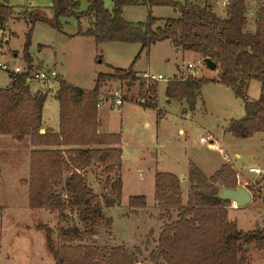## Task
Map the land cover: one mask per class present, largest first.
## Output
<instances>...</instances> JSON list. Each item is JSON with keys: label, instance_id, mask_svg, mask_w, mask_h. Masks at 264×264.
<instances>
[{"label": "trees", "instance_id": "trees-1", "mask_svg": "<svg viewBox=\"0 0 264 264\" xmlns=\"http://www.w3.org/2000/svg\"><path fill=\"white\" fill-rule=\"evenodd\" d=\"M80 1L51 0L54 16L48 22L60 28V16H74L79 22L88 21L87 28H79L77 34L91 36L96 43L139 42L141 51L156 41L168 39L182 50L193 51L202 59L209 58L216 64L215 77L173 76L166 83V97L184 100L193 110L204 82L223 84L243 100L245 111L241 118L229 121L227 130L241 138L264 132V0H257L253 30L246 28L247 0H229L225 16L217 15L208 0L203 4L189 0L183 3L178 0H114L112 10L106 9L102 0H85L86 8L79 10ZM141 3L169 4L179 14L162 18V25H156L160 18L152 16L145 22L123 18L125 5ZM23 12H16L8 0H0V29L10 19L24 17ZM28 20L31 26L37 20L46 21L32 12ZM30 30L23 49L27 62L24 71L9 74V85L0 87V135H9L17 141L27 138L33 147L26 182L28 205L32 209L58 213L56 241L52 229L41 226L46 248L54 264H146L138 259L140 249L137 247L83 243L84 236H94L95 227L104 220L102 201L91 189L86 172L93 165L102 167L106 183L103 203L107 207L120 204V135L98 131L99 88L107 80H125L128 86L138 82L141 99L146 102L142 105L155 107L157 84L145 87V78L132 64L128 68L117 67L113 72L97 73L91 89L59 80L55 94L59 105L58 131L45 128L41 132L47 95L30 90L31 59L27 49ZM253 79L260 82V92L257 99L250 100L247 89ZM187 177L189 189L187 200L183 202L179 177L165 171L154 173V199L162 224L156 245L148 254L150 264H250L249 247L264 251V227L243 231L235 221L228 219V200L216 198V202L209 203L204 197L214 184L226 188L238 186L233 168L224 163L206 176L189 162ZM128 206L145 208V196H130ZM66 212L76 214L82 227L64 226Z\"/></svg>", "mask_w": 264, "mask_h": 264}, {"label": "rangeland", "instance_id": "rangeland-1", "mask_svg": "<svg viewBox=\"0 0 264 264\" xmlns=\"http://www.w3.org/2000/svg\"><path fill=\"white\" fill-rule=\"evenodd\" d=\"M8 1L16 10H23L26 18L10 19L5 30L0 29V63L8 66V70L0 68V87L9 83L11 69L26 67L23 49L31 28L27 48L31 71L34 68H55L62 75H57L51 82L29 81L30 90L37 82L43 84L37 83L36 91L47 95L43 116L49 122L54 123L58 119V101L52 95L56 94L59 80L66 79L73 85L91 89L97 73L113 72L117 67L128 68L131 64L141 76L153 73L166 79L152 82L145 78V87L158 84L156 106L161 111V117H156L153 107L137 103L142 98L138 82L128 86L125 80H107L99 88L98 100L101 101L96 107L101 128L120 135L122 192L119 205L105 206L103 192L106 183L102 167L93 165L88 168V182L102 201L104 220L95 227L94 236H84V244L137 247L140 249L138 259L150 264L148 254L156 245L162 224L160 209L154 199L153 169L156 167L159 171L182 174L188 172L189 162L200 166L208 174L220 164L234 167L237 182H240L237 185L246 186L252 198L246 205L236 207H230L232 202L228 200V219L235 221L243 231L253 230L257 224L260 228L264 227V132L241 138L227 130L230 120L244 115L243 100L236 97L229 87L207 80L201 86L200 97L193 110L184 100L166 101V83L175 74L178 77L194 74L206 79L216 76L217 71L207 68L199 54L182 50L168 39L156 41L141 51L139 42L96 43L91 36L77 34L79 28H87V20L79 22L74 16H60V28L52 26L48 22L54 16L51 0ZM102 1L106 9H113L114 0ZM178 1L183 3L185 0ZM189 1L203 4L205 0ZM226 1L229 2L208 0L219 16H225L227 12ZM86 6V1L81 0L79 10H84ZM257 7V0H247V29H254ZM219 11L224 15L218 14ZM30 12L46 21L37 20L31 26L28 24ZM178 14V10L169 4H131L122 9V16L127 21L145 22L152 16L160 18L156 25H162V18ZM189 62L194 65L193 69L186 68ZM114 91H118L123 99L120 108L112 102ZM259 92L260 82L251 80L247 89L248 99H257ZM203 135L212 143L200 142L199 138ZM209 145H218V148ZM32 148L27 138L17 141L9 135H0V264H54L41 226H49L56 241L58 213L32 209L28 205L26 182ZM257 165L263 169L262 174L248 171L249 166ZM140 170L143 175H139ZM182 184L187 191L189 182L185 180ZM218 192L220 188L214 184L204 197L209 203L216 202L218 197L215 194ZM133 195H144L146 207L129 208L128 199ZM156 211L158 214L155 215ZM66 213L64 226L82 227L76 214ZM107 219L109 222H106ZM248 255L250 264H264V251L251 246Z\"/></svg>", "mask_w": 264, "mask_h": 264}, {"label": "built area", "instance_id": "built-area-1", "mask_svg": "<svg viewBox=\"0 0 264 264\" xmlns=\"http://www.w3.org/2000/svg\"><path fill=\"white\" fill-rule=\"evenodd\" d=\"M0 68L4 69V70H8V66L5 63H0ZM187 69H193L194 65L192 63H187ZM24 71V68H21L20 66H15L13 69H11V73H21ZM58 73L57 71L52 68V69H43V68H34L33 71H31L30 76L28 78V80L33 79V80H38V81H54L57 77ZM144 78H146L148 81H152V82H156V81H160V80H166L164 78V76H162L161 74H153V73H145L143 75ZM100 101L98 100L97 106L100 105ZM112 102L113 104H116L117 107H119L121 105V96L119 94L118 91H114L113 95H112ZM143 102V99H142ZM184 114V113H183ZM186 116V114H185ZM200 142H207V141H212L209 140V138L207 136H201L199 138ZM248 171L254 173V174H262L263 173V169L259 166H249L248 167Z\"/></svg>", "mask_w": 264, "mask_h": 264}, {"label": "crops", "instance_id": "crops-1", "mask_svg": "<svg viewBox=\"0 0 264 264\" xmlns=\"http://www.w3.org/2000/svg\"><path fill=\"white\" fill-rule=\"evenodd\" d=\"M8 4H10L9 3V1H8ZM11 5V4H10ZM28 9H26L25 11H27ZM15 11L16 12H18V11H23V10H16L15 9ZM222 11V10H221ZM221 11H219L218 12V14L219 13H221ZM223 12V11H222ZM222 14V13H221ZM222 15H224V14H222ZM7 27V24L4 26V28H3V30H5V28ZM5 43H8V41L7 40H5ZM200 56V55H199ZM55 69V68H54ZM56 70V69H55ZM57 71V70H56ZM57 73H58V75L59 76H62L61 74H59V72L57 71ZM174 76H177V74H175ZM64 78V77H63ZM65 79V78H64ZM170 79V78H169ZM30 80H33V79H30ZM29 80V81H30ZM66 80V79H65ZM9 83H10V81H9ZM9 83L6 85V86H8L9 85ZM37 83H40V84H42L41 82H37ZM37 83H35V86L34 87H32V89H31V91L32 92H35L37 89H38V85H37ZM94 83H95V80H94ZM43 85V84H42ZM158 85V84H157ZM5 86V87H6ZM53 93V92H52ZM53 97H55L54 95H52ZM165 98H166V101L167 102H170V101H172V100H170V99H168L167 97H166V95H165ZM169 101H168V100ZM130 100H132V99H130ZM133 101V100H132ZM156 101H157V97H156ZM137 102V101H136ZM141 102H142V99H141ZM141 102H137V103H139V104H141L142 105V103ZM122 103H123V99H121V105H122ZM121 105L119 106V107H117V108H120L121 107ZM143 106V105H142ZM144 107V106H143ZM153 109L155 110V112H159V114H155L156 115V117H161L162 115H161V111L157 108V106H155V107H153ZM58 110H59V105H58ZM188 116V114L186 113V117ZM99 118V117H98ZM42 122H43V124H44V126H43V130L45 129V128H47V129H50L51 131H53V132H57L58 131V125H59V123H58V119L56 120V122H49L48 120H46L45 118H44V116H43V110H42ZM98 123H99V126H98V131L99 132H103V133H116V132H105L102 128H101V123H100V120L98 119ZM146 124H148V122H146ZM42 129H41V132H42ZM181 131V130H180ZM211 143H212V141H210ZM210 147H212V148H218V145H215V146H212V145H209ZM221 150V149H220ZM224 153V152H223ZM222 164H220V166H221ZM232 165V164H231ZM220 166H217L216 168H214V170L211 172V174L212 173H214ZM233 166V165H232ZM258 166V165H257ZM198 167V166H197ZM260 167V166H259ZM204 174H206L207 176H209V175H211V174H208V173H205L204 172V170L199 166L198 167ZM234 168V167H233ZM236 169V168H235ZM154 170V173L156 172V171H159L156 167L153 169ZM237 170V169H236ZM171 173H173V174H175V175H177L178 177H179V179H180V185H181V188H182V201L183 202H186V200H187V193H188V189H189V186H188V189H187V191H184V189H183V187H182V183L185 181V180H187V182H188V177H187V173H182V174H180V173H177V172H175V171H170ZM250 172V171H249ZM121 173V172H120ZM154 173H153V175H154ZM139 175H143V171H141L140 170V172H139ZM154 177V176H153ZM122 178V177H121ZM239 184H240V182H238ZM218 185V184H217ZM219 186V188H221L222 186H220V185H218ZM243 187H245L246 188V186H243ZM247 190H248V188H246ZM249 191V190H248ZM121 192H122V190H121ZM250 192V191H249ZM186 194V195H185ZM251 194V193H250ZM251 198H252V195H251ZM232 201H230V203H231ZM230 207H236L235 206V204L232 202V205L230 206ZM156 214H158V211H156L155 212V215Z\"/></svg>", "mask_w": 264, "mask_h": 264}, {"label": "water", "instance_id": "water-1", "mask_svg": "<svg viewBox=\"0 0 264 264\" xmlns=\"http://www.w3.org/2000/svg\"><path fill=\"white\" fill-rule=\"evenodd\" d=\"M225 4H228V1H226ZM202 62L209 69L213 70L216 68V64L209 58L202 59ZM43 131L44 130L42 129V132ZM215 195L220 199H226L232 201L235 204V206H244L247 203H249L251 200L250 192L241 185H238L235 188L221 187L220 192L216 193ZM259 228L260 226L257 224L256 229Z\"/></svg>", "mask_w": 264, "mask_h": 264}]
</instances>
